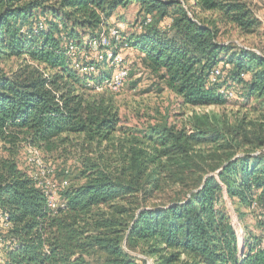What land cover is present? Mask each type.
<instances>
[{"label":"trees","instance_id":"trees-1","mask_svg":"<svg viewBox=\"0 0 264 264\" xmlns=\"http://www.w3.org/2000/svg\"><path fill=\"white\" fill-rule=\"evenodd\" d=\"M131 6L126 36L110 21ZM220 26L260 23L241 0H0V264H264V114L120 134L112 92H97L110 71L73 70L113 28L182 108L226 107L222 91L264 109V56L219 42ZM23 147L78 165L53 210L18 166Z\"/></svg>","mask_w":264,"mask_h":264},{"label":"rangeland","instance_id":"rangeland-1","mask_svg":"<svg viewBox=\"0 0 264 264\" xmlns=\"http://www.w3.org/2000/svg\"><path fill=\"white\" fill-rule=\"evenodd\" d=\"M247 3L252 10L254 16L258 19L260 27L256 34L252 36L240 35L238 31L231 27H219L218 41L224 44H230L239 49H246L249 51L257 52L264 56V0H241ZM137 9L135 6L129 7L126 11L120 13L119 10L111 19L110 24H114L119 32L124 33L126 36H131L137 33ZM86 41L83 39V44ZM235 51H237L235 49ZM121 56L126 58V65L128 66L129 75L124 82L121 89L113 92L112 97L115 106L118 109L119 117V133H132L136 136L143 134L150 135L151 130H161L162 128H169L175 131L189 130V118L192 114H214L220 117L228 126H234L235 116H246V122L254 119H259L260 115L264 114V109L259 107L258 110H246L240 105H235L233 96L228 100L230 103L226 107L215 108L209 107L204 109H190L182 108L179 100L175 95L167 90L158 93L161 85L158 83L153 75H150L139 62L140 56L133 51L120 52ZM92 58L95 56L92 52ZM89 60V58H87ZM17 67L16 61H9L2 65L5 72L14 71ZM101 69L100 67H98ZM105 72V70H102ZM98 77V74L92 75ZM148 91V92H146ZM102 93L101 90L97 91ZM259 103L251 102L250 106L258 105ZM259 117V118H258ZM250 128L247 125L248 129ZM29 147H23L21 154L17 160L18 166L22 171L27 172L30 167L27 163V151ZM42 155V153H41ZM5 156L0 148V158ZM42 158L48 164L55 168L54 174L57 181L63 180V170H68L67 180H72L77 176L78 165L74 160L67 163L60 161H52ZM231 206H229V210ZM244 224L250 225L248 220ZM240 231L243 232L242 226L239 225Z\"/></svg>","mask_w":264,"mask_h":264},{"label":"built area","instance_id":"built-area-1","mask_svg":"<svg viewBox=\"0 0 264 264\" xmlns=\"http://www.w3.org/2000/svg\"><path fill=\"white\" fill-rule=\"evenodd\" d=\"M150 20H147V23ZM109 38L101 36L98 41L92 42L90 46L91 54L94 53V63L83 65L79 62L73 61V70L77 72L80 77L88 75L100 74L101 70L110 71V79L103 83V87L98 88L97 91L107 90L108 92H117L121 89L124 82L129 75V69L125 63L124 58L120 52L130 50V46L121 42L118 31L110 28L108 31ZM69 55L74 56L75 46L70 44L68 47ZM100 67L101 69H96ZM97 70V71H96ZM219 76V71L214 69L211 73V82H215ZM95 77V76H94ZM226 99L232 98L231 92L223 93ZM27 165L30 167L28 174L45 194L47 207L51 210L56 208L57 197L64 188L68 186L67 180L57 181L55 179V171L51 165L45 162L42 158L41 152L33 147H29L27 151ZM5 225V224H4ZM7 226V225H5Z\"/></svg>","mask_w":264,"mask_h":264},{"label":"water","instance_id":"water-1","mask_svg":"<svg viewBox=\"0 0 264 264\" xmlns=\"http://www.w3.org/2000/svg\"><path fill=\"white\" fill-rule=\"evenodd\" d=\"M218 174H219V171L215 173V175H218ZM134 256H137V255L134 254ZM138 257H140V256H138ZM141 258H142V257H141ZM148 263H149V261H147V264H148Z\"/></svg>","mask_w":264,"mask_h":264},{"label":"crops","instance_id":"crops-1","mask_svg":"<svg viewBox=\"0 0 264 264\" xmlns=\"http://www.w3.org/2000/svg\"><path fill=\"white\" fill-rule=\"evenodd\" d=\"M124 11H126V10H119L120 13H122V12H124Z\"/></svg>","mask_w":264,"mask_h":264}]
</instances>
